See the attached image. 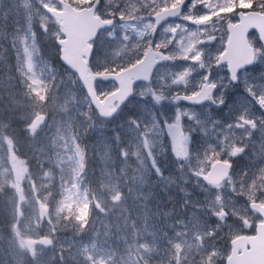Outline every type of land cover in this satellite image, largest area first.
<instances>
[{"label": "rangeland", "instance_id": "obj_1", "mask_svg": "<svg viewBox=\"0 0 264 264\" xmlns=\"http://www.w3.org/2000/svg\"><path fill=\"white\" fill-rule=\"evenodd\" d=\"M62 1L83 7L94 0H0L6 16L1 11L0 34L10 37L15 51L21 50L22 82L30 93L24 105L23 98L7 96L8 108L25 125L18 127L15 118L12 127L0 119V264H52L57 249L79 260L82 256L77 264H133L128 260L136 250L153 255L152 264H223L229 241L254 229L259 220L249 202L264 203V49L251 36L259 59L244 74L243 90L240 83L221 91V98L231 97L226 111L211 112V106L183 112L188 129L176 153L158 130L159 123L179 111L177 105L159 107L153 116L139 94L115 118L105 120L89 103L78 78L54 66L59 27L43 6L59 7ZM101 1L98 13L115 23L96 44L94 62L99 65L132 61L143 45L167 48L173 58L188 63L210 53L224 15L230 18L231 11L240 8L264 12V0H187L182 19L154 31L152 14L180 0ZM195 20L204 24L194 27ZM176 67L177 63L169 65ZM176 74H185L188 80L191 76ZM203 78L196 76L195 84L185 85L198 86ZM165 80L166 75L158 78L150 89L161 92ZM106 87L98 86L99 97L110 90ZM0 97L5 99L6 94L0 91ZM210 116L218 121L211 122ZM166 157L174 166L163 171L159 161ZM219 158L233 163L231 179L221 187H206L200 175ZM160 171L168 176H159ZM184 177V188L177 187L175 180ZM157 182L164 183V190L151 188ZM87 192L93 203L90 211ZM148 192L173 199L172 212L163 211L167 220L159 234L165 243L160 245V239H151L153 225L144 223L140 232L135 229L142 217L149 220ZM122 197L126 210L120 212L112 238L110 221L115 213L101 204ZM40 206L48 210L42 219ZM156 214L152 207L155 219ZM30 239H45L46 244L29 248ZM158 245L159 250L154 248Z\"/></svg>", "mask_w": 264, "mask_h": 264}, {"label": "water", "instance_id": "obj_2", "mask_svg": "<svg viewBox=\"0 0 264 264\" xmlns=\"http://www.w3.org/2000/svg\"><path fill=\"white\" fill-rule=\"evenodd\" d=\"M97 3L91 9H83L80 11H75L70 5L64 4L63 11L57 12L55 10H48L47 12L52 15L56 20L60 22L63 27V32L67 36V40L59 42L61 45V59L62 61L72 67L78 74L84 87L87 89L88 95L91 99L93 106L98 110L100 116L110 117L113 115L112 111H108L105 107L112 105L114 101L123 102L126 97L131 93V77L138 79L142 75L140 72H124L117 75H99L90 76L86 72L85 64L83 66L79 63V57L81 55L89 56V51H87L85 42L91 40L95 37L100 28L108 26L107 23L101 22L97 17L93 16ZM250 22H244L240 24L243 26L244 33L247 30L256 28L261 34L262 41L264 42V15H256L253 17V13H250ZM246 54L248 58L243 59V62L236 63L235 71L251 63L252 53L251 50L246 49ZM234 61H238L236 55L232 56ZM144 63L138 64L134 69H141ZM95 78L102 80L113 79L120 85V89L105 98V102L100 103L94 92L93 81ZM202 101V100H200ZM178 130H168V133L174 142L176 149L179 148L181 141L180 129ZM229 165L222 162L214 163L209 172L203 176V179L209 183H219L225 179L228 175ZM251 207L257 210L264 218V207L258 204H252ZM46 214V209L40 207V217H44ZM42 242V241H41ZM37 242H29L30 245H34ZM39 243V242H38ZM232 253L227 259L225 264H264V222L258 225L257 235L253 237H239L231 242ZM239 249L241 252L239 253Z\"/></svg>", "mask_w": 264, "mask_h": 264}, {"label": "trees", "instance_id": "obj_3", "mask_svg": "<svg viewBox=\"0 0 264 264\" xmlns=\"http://www.w3.org/2000/svg\"><path fill=\"white\" fill-rule=\"evenodd\" d=\"M2 11V10H1ZM1 11H0V17H1ZM5 11V10H4ZM8 11V10H7ZM3 13V11H2ZM5 16V13H3V18ZM1 23V22H0ZM0 57L2 60H0V91H2V94H6L5 99H2L0 97V119H3V123H9L6 125L12 126L16 125L18 123V127L21 125V122L18 121V115L15 110L11 111L8 108V101L9 99L7 98L8 95H13V97L19 98V92L16 89V85L20 84L22 82V77H21V72H23V66L20 61V56L19 53L14 50V42H11L10 37H7V35L0 34ZM17 100V99H16ZM18 102V100H17ZM17 104V103H16ZM15 118H16V123H15ZM13 127V126H12ZM95 177V176H94ZM92 177L91 179H93ZM160 199V198H159ZM158 199V200H159ZM163 199V198H161ZM157 200V204L161 205L159 201ZM130 205L132 206V200L130 202ZM126 210L124 206L120 203L119 206H117L116 210H114L115 213V221L118 224L119 223V216L120 212ZM163 213V212H162ZM167 213V212H165ZM164 215V214H163ZM165 217V216H164ZM115 221L114 219L110 223V233L112 238L115 237ZM145 221L148 225V221ZM141 224L140 226L135 225V229L140 232L141 231ZM161 228H155L153 230H150L151 239L153 241H156L157 239H160L161 242L159 243H165L164 242V237L163 235L159 234L161 232ZM83 234V232L81 233ZM104 235H102L103 237ZM159 245L158 247H154L155 249L159 250ZM81 260L83 259L82 256L79 257ZM154 258L152 256H148L147 254H144L140 252V250L132 251V257L128 260V263H133V264H152L150 260ZM78 259L77 256L71 257V256H65L63 258L55 256L53 258V264H77L78 261H81ZM175 264V263H173Z\"/></svg>", "mask_w": 264, "mask_h": 264}, {"label": "flooded vegetation", "instance_id": "obj_4", "mask_svg": "<svg viewBox=\"0 0 264 264\" xmlns=\"http://www.w3.org/2000/svg\"><path fill=\"white\" fill-rule=\"evenodd\" d=\"M173 20V19H172ZM226 30L225 28L222 29V32L219 34V39L221 40L222 44L219 46V53L218 55L221 54L222 50H223V42H224V39L226 38ZM159 50H161L162 52H166V49H163V48H159ZM172 62V59L170 57L169 61L166 62H160L157 66V68L155 69L154 72H186L187 70L185 69H180V68H169L167 67V65L169 63ZM216 66V65H214ZM224 69V68H223ZM112 71L116 70V68H111ZM193 72H203L204 74L202 76H205V78L202 79V81L200 82V84L198 86H185V82H186V79H185V75H180L178 78L177 77H173L172 80H171V84H170V88H169V93H172L171 94V100L173 103H171L172 106L174 105H177L178 108H181V109H184L186 107V103H183L181 100H177V98L182 94H193L195 92H197L199 90V88L206 84V83H213L215 85V96L217 94V99L216 101H214V98L215 96L212 98V103L216 106H222L223 107L225 106L226 107V103H224V99L225 98H221V91H223L224 89L221 88V90H219V92L217 93V89H218V85H219V80L218 78L216 79L215 78V75L212 74L211 71H208V70H205V69H197V70H194ZM247 73V71H244ZM181 76H184V78H180ZM212 76V78H211ZM228 78V77H227ZM210 79V80H209ZM228 80V79H227ZM229 81V80H228ZM140 84H143V83H140ZM233 86L231 83H229L228 87H231ZM226 87V86H225ZM227 88V87H226ZM153 95V94H152ZM163 97H161L159 99L162 100ZM168 108V107H167Z\"/></svg>", "mask_w": 264, "mask_h": 264}, {"label": "clouds", "instance_id": "obj_5", "mask_svg": "<svg viewBox=\"0 0 264 264\" xmlns=\"http://www.w3.org/2000/svg\"><path fill=\"white\" fill-rule=\"evenodd\" d=\"M153 74H155L154 70H153ZM145 80H149V74L148 73H145ZM241 151H243V148H241ZM179 166L183 167V165H179ZM261 167H262V170H264V165H262Z\"/></svg>", "mask_w": 264, "mask_h": 264}, {"label": "bare ground", "instance_id": "obj_6", "mask_svg": "<svg viewBox=\"0 0 264 264\" xmlns=\"http://www.w3.org/2000/svg\"><path fill=\"white\" fill-rule=\"evenodd\" d=\"M234 125H235V124H234ZM186 178H187V177H184L183 179H185V180H186Z\"/></svg>", "mask_w": 264, "mask_h": 264}, {"label": "snow or ice", "instance_id": "obj_7", "mask_svg": "<svg viewBox=\"0 0 264 264\" xmlns=\"http://www.w3.org/2000/svg\"><path fill=\"white\" fill-rule=\"evenodd\" d=\"M157 99H159V97H157Z\"/></svg>", "mask_w": 264, "mask_h": 264}]
</instances>
